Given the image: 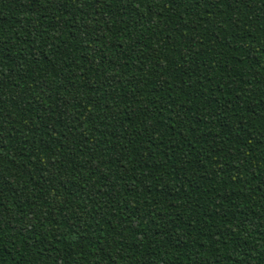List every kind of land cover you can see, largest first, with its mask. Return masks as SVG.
Here are the masks:
<instances>
[{
    "label": "trees",
    "instance_id": "obj_1",
    "mask_svg": "<svg viewBox=\"0 0 264 264\" xmlns=\"http://www.w3.org/2000/svg\"><path fill=\"white\" fill-rule=\"evenodd\" d=\"M0 264H264V0H0Z\"/></svg>",
    "mask_w": 264,
    "mask_h": 264
}]
</instances>
